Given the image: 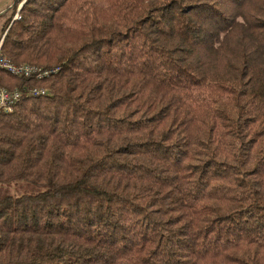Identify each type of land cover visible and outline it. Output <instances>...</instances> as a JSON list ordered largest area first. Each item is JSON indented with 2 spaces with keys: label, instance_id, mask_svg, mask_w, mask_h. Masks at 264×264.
<instances>
[{
  "label": "trees",
  "instance_id": "obj_1",
  "mask_svg": "<svg viewBox=\"0 0 264 264\" xmlns=\"http://www.w3.org/2000/svg\"><path fill=\"white\" fill-rule=\"evenodd\" d=\"M12 16L2 53L58 71L0 113V264H264V0Z\"/></svg>",
  "mask_w": 264,
  "mask_h": 264
},
{
  "label": "built area",
  "instance_id": "obj_2",
  "mask_svg": "<svg viewBox=\"0 0 264 264\" xmlns=\"http://www.w3.org/2000/svg\"><path fill=\"white\" fill-rule=\"evenodd\" d=\"M22 3L23 1L19 4L22 6ZM18 18V14H16L14 19ZM4 36L5 34L0 37V71L13 78L27 81V83H24L21 86H15L10 89L0 83V113H9L12 112L16 105L22 100L47 96L49 94L48 88L45 86H38L36 84H39L40 82L45 81L55 75L58 71V68H44L28 63L12 62L2 53Z\"/></svg>",
  "mask_w": 264,
  "mask_h": 264
},
{
  "label": "rangeland",
  "instance_id": "obj_3",
  "mask_svg": "<svg viewBox=\"0 0 264 264\" xmlns=\"http://www.w3.org/2000/svg\"><path fill=\"white\" fill-rule=\"evenodd\" d=\"M14 0H0V29L3 27L2 25L6 22L10 14L13 13L12 20L14 19V16L18 14V11L20 10L19 5H15L13 3ZM25 0L23 1V3ZM22 3V5H23ZM12 4V6H10ZM15 5V6H14ZM7 28L5 29L6 32ZM5 32L3 34H5Z\"/></svg>",
  "mask_w": 264,
  "mask_h": 264
}]
</instances>
